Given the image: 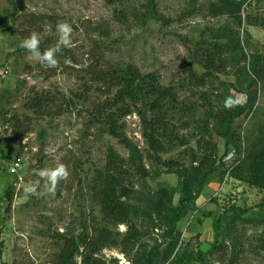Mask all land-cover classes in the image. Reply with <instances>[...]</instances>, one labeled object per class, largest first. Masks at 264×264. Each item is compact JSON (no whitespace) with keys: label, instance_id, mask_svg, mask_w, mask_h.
<instances>
[{"label":"rangeland","instance_id":"obj_1","mask_svg":"<svg viewBox=\"0 0 264 264\" xmlns=\"http://www.w3.org/2000/svg\"><path fill=\"white\" fill-rule=\"evenodd\" d=\"M148 1L0 0L4 264H57L66 239L80 237L84 230L87 238L95 239L104 229L111 237L97 258L106 264H176L198 251L205 254L204 262L189 264H264V210L259 208L264 189L255 184V170L264 169V160H247V150L264 148V76L257 83L254 105L234 123L239 150L227 148L221 135L225 98L246 105L253 70L264 75V0H248L242 6L240 26L229 11L223 14L225 4L218 0H154L157 19L151 18ZM120 13L127 18L121 19ZM30 16L44 19L32 27ZM61 22L73 27L72 44L65 48L73 58L60 59L58 69L42 66L21 42L36 31L43 43H57L56 25ZM216 45L223 50L221 58ZM209 57L213 64L205 68ZM98 62L104 71L137 67L175 95L165 104L168 129L159 133L166 145L160 156L174 162V171L156 163L144 137L139 113L153 118L151 94L142 96L137 109L119 121L147 171L142 178L131 162L127 166L133 195L126 202L132 207L131 224L140 234L132 246L124 244L129 224H112L92 191L109 148L131 159L130 151L109 134L104 113L114 110L97 109L108 98V90L91 72ZM37 94L55 97V104L31 109ZM18 159L21 168L13 173ZM61 163L69 178L51 192L36 172ZM32 186H37L35 195L25 191ZM161 190L162 205L167 206L159 209ZM8 191L10 198L5 196ZM182 200V218L172 229L168 205L177 207ZM218 219L224 247L213 249ZM82 255L83 248L75 264H82Z\"/></svg>","mask_w":264,"mask_h":264},{"label":"trees","instance_id":"obj_2","mask_svg":"<svg viewBox=\"0 0 264 264\" xmlns=\"http://www.w3.org/2000/svg\"><path fill=\"white\" fill-rule=\"evenodd\" d=\"M248 0H218V3H224L225 8L222 9L225 14L228 11L234 16L237 21L238 26H240V16L237 18V15L241 13L242 6ZM217 3V4H218ZM217 4L212 5V8L215 9ZM146 8L149 10L152 19H157L159 16L156 10L154 0H149L147 2ZM226 9V10H225ZM126 15L120 13L119 17L122 19ZM147 16H144L143 20L146 22ZM159 18V17H158ZM42 16H30V25L33 27L36 24H39L40 20H43ZM1 25V18H0ZM100 32V31H99ZM102 32V31H101ZM56 42L52 40H47L46 43L41 41L40 51L43 52L49 48L55 47ZM216 55L221 58L223 50L220 45L215 46ZM67 58L71 59L69 50L63 49L62 53L57 54V67L58 69L61 66L60 59ZM205 68L213 64V58L209 57L205 61ZM46 66V65H45ZM47 67V66H46ZM94 69L91 71L93 73L96 82L102 84V88L108 90V98L104 101L103 106H97V109L105 112L106 110L113 111L111 114H105L104 118L107 120L108 130L110 136L118 139L120 143L125 146L131 153V159L126 161L122 158L114 149L109 148L107 152L106 164L102 170L97 171L92 191L95 193L96 199L101 207L103 215L114 225H123L129 224V235L126 236L124 244L127 246H132L136 240L139 238V233L136 231L135 227L131 224V212L132 207L129 203L126 202L129 197L133 195L132 188L130 186L131 179L129 175V170L127 166L130 165V162L133 168L136 170L137 174L142 178L147 176V171L141 163V159L137 154L136 148L133 144L121 133V126L119 121L129 116L137 109L138 104L141 101L142 96L151 94V102L148 105L149 111L153 113V118L151 120L145 119L142 113H139L142 117L144 124V137L149 143V146L152 150L153 159L158 164H162L169 168L170 171H174V162L163 161L160 156L166 150V145L162 142L160 132L167 130L168 119L165 111L166 102H170L175 99V95L171 89L161 87L158 83V79L151 74H143L137 67L132 65H127L123 68H118L116 70H101L100 62L93 66ZM255 78L251 81L248 94V101L246 105H241L236 103L231 108H227L224 111V117L221 120V135L225 141L226 147L228 148L231 145L236 146L239 150V147L234 141V123L236 119L241 117L248 109L252 107L255 103V91L258 81L264 76L263 73L253 70ZM115 92V93H114ZM45 97L43 95H36V98L31 101L30 108L43 110L49 104H55V97L48 95ZM96 108V106H95ZM20 123L17 121V126ZM257 142L252 144V147H257ZM250 147V148H252ZM249 151V152H248ZM258 158L264 160V148L252 152L251 149L247 150V160L252 158ZM264 168V165H262ZM255 170L257 172V179L255 184L264 189V169ZM10 191H8L5 196L10 198ZM185 193H187V187H185ZM159 209L163 208L166 205H162L164 199V191L161 190L159 193ZM164 195V196H163ZM199 196V193L197 194ZM187 199H190V193L186 195ZM193 199V198H192ZM185 201L182 200L179 206L175 207L173 205H168V209L172 213L170 219L171 228H176L178 222L182 218V213L184 212ZM264 210V204L259 207ZM229 213V212H227ZM246 212H243L245 214ZM235 216L238 214L235 212ZM222 220L218 219L214 224V241L212 243V248L216 249L217 247H224V239L222 233ZM86 231L84 230L80 237H73L71 239H66L62 252L60 253V260L57 264H75L74 258L78 254L79 250L83 248L82 255V264H106L97 258V254L100 250L104 249L109 238L111 237L109 230L104 229L100 235L95 239H89L86 236ZM2 249L0 250V264L2 262ZM205 254L202 251H198L194 256L188 255L185 257H180L176 264H189L192 262H204ZM4 264V263H3Z\"/></svg>","mask_w":264,"mask_h":264},{"label":"clouds","instance_id":"obj_3","mask_svg":"<svg viewBox=\"0 0 264 264\" xmlns=\"http://www.w3.org/2000/svg\"><path fill=\"white\" fill-rule=\"evenodd\" d=\"M56 33L58 40L55 47L49 48L43 52L40 51L42 41V34L40 32L33 31L30 36L22 40L20 46L30 55L35 56L42 66L46 65L49 68H55L58 63L57 54L62 53L63 49L72 44L71 36L73 33V27L66 22L58 23L56 25ZM236 103H238V101L229 96L225 98L224 106L226 108H231ZM36 175L46 181L49 191L55 192L57 184L62 180H67L70 172L68 168L61 163L53 169H41L36 172ZM25 191L29 194L35 195L37 194V186L28 187Z\"/></svg>","mask_w":264,"mask_h":264},{"label":"built area","instance_id":"obj_4","mask_svg":"<svg viewBox=\"0 0 264 264\" xmlns=\"http://www.w3.org/2000/svg\"><path fill=\"white\" fill-rule=\"evenodd\" d=\"M21 168V162L18 159L17 162L15 163V166L13 167L12 171L13 173H18Z\"/></svg>","mask_w":264,"mask_h":264}]
</instances>
